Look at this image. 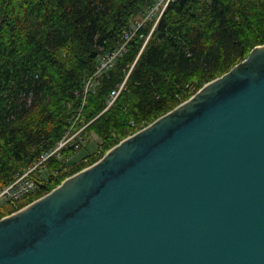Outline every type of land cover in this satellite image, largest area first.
<instances>
[{"label":"water","instance_id":"1","mask_svg":"<svg viewBox=\"0 0 264 264\" xmlns=\"http://www.w3.org/2000/svg\"><path fill=\"white\" fill-rule=\"evenodd\" d=\"M0 264H264V45L2 218Z\"/></svg>","mask_w":264,"mask_h":264},{"label":"trees","instance_id":"2","mask_svg":"<svg viewBox=\"0 0 264 264\" xmlns=\"http://www.w3.org/2000/svg\"><path fill=\"white\" fill-rule=\"evenodd\" d=\"M161 1L0 0V190L39 164L30 175L36 188L2 202L0 220L264 45V0H169L160 13ZM121 47L84 93L85 80ZM76 119L101 138L98 149L77 161L81 139L43 161Z\"/></svg>","mask_w":264,"mask_h":264},{"label":"rangeland","instance_id":"3","mask_svg":"<svg viewBox=\"0 0 264 264\" xmlns=\"http://www.w3.org/2000/svg\"><path fill=\"white\" fill-rule=\"evenodd\" d=\"M165 4H166V0H162L158 5H157V7H156V11L158 12H162V10H163V8L165 7ZM141 20V18H138V21H140ZM124 48V47H123ZM123 50V49H122ZM118 97V96H117ZM116 100V99H115ZM109 104V103H108ZM149 126V125H148ZM148 126H146V127H148ZM146 127H144V128H146ZM144 128H142L141 130H143ZM135 134V133H134ZM132 136V135H131ZM130 137V136H129ZM82 139V143H81V146H80V148H78V152L76 153V160L78 161V160H83L82 158L84 157V156H86L89 152H93V151H95V150H97L98 149V144H100V142L102 141L101 140V138H99L98 137V135L97 134H95V133H91L90 135H87V134H85V129H84V126H82L81 125V123L76 119L75 120V123H74V125H72L71 126V128H70V130H69V132L66 134V136H65V138H64V140L60 143V145L58 146L59 147V149L57 150V151H59L61 148H63V147H65V146H74V143H75V141H77V140H81ZM112 149V148H111ZM110 149V150H111ZM56 151V152H57ZM56 152H54V153H56ZM53 153V154H54ZM106 155V154H105ZM105 155L101 158V159H99L98 160V162H100L104 157H105ZM80 162V161H79ZM98 162H95V163H93V164H91V165H88L87 167H84L82 170H84V169H86V168H88V167H91L92 165H94V164H96V163H98ZM73 163L71 162V163H69L68 165H72ZM35 169H36V167L34 166V167H31L27 172H28V175H31L34 171H35ZM81 171V170H80ZM72 175H74V174H72ZM72 175H70V176H68V177H71ZM20 177V176H19ZM67 177V178H68ZM66 178V179H67ZM65 179V180H66ZM64 180V181H65ZM59 185H61V183L60 184H58V186ZM58 186H56V187H58ZM55 187V188H56ZM54 188V189H55ZM53 189V190H54ZM51 192V191H50ZM50 192H48V193H50ZM48 193H46V194H44L43 196H45V195H47ZM43 196H41V197H43ZM40 197V198H41ZM39 199V198H38ZM9 199H2L1 200V202H0V204L2 203V202H5V201H8ZM37 200V199H36ZM36 200H34V201H36ZM33 201V202H34ZM33 202H31V203H33ZM31 203H29V204H26V205H24V207H26V206H29ZM7 204V203H6ZM8 205V207H10L11 205L10 204H7ZM7 207V208H8ZM23 207V208H24ZM15 212H17V211H15ZM15 212H13V213H11V214H9V215H6L5 217H7V216H10V215H12V214H14ZM4 218V217H3Z\"/></svg>","mask_w":264,"mask_h":264},{"label":"built area","instance_id":"4","mask_svg":"<svg viewBox=\"0 0 264 264\" xmlns=\"http://www.w3.org/2000/svg\"><path fill=\"white\" fill-rule=\"evenodd\" d=\"M168 1L169 0H167V2ZM122 49H123V47H121V49L115 53L119 55L120 52L122 51ZM90 86H91V84L88 87H90ZM123 86H124V83L121 84V86L118 89L112 91L111 97H113L114 100L119 95ZM58 146L53 151H51L49 154L44 155L43 161H45L54 152H56L59 149ZM38 165L39 164L35 165V167L37 168ZM36 186H37V184H36L35 180L33 178H31L30 175H28V172L26 171L24 174L20 175V177H17L11 184L4 186L3 189L0 190V202L2 199H5V198L13 200L15 202L18 200H22L23 197L25 195H28L29 192L33 191L36 188Z\"/></svg>","mask_w":264,"mask_h":264},{"label":"bare ground","instance_id":"5","mask_svg":"<svg viewBox=\"0 0 264 264\" xmlns=\"http://www.w3.org/2000/svg\"><path fill=\"white\" fill-rule=\"evenodd\" d=\"M156 9V7H155ZM118 54L116 53H111L110 56H108V58H105L104 60L101 61L97 72L88 77L85 81V87H84V93L88 92V86L95 80V78H97L99 75H101L105 70H107L109 67H111V65L114 63V61L118 58ZM115 100L113 99V97H110L109 100V104H112Z\"/></svg>","mask_w":264,"mask_h":264}]
</instances>
